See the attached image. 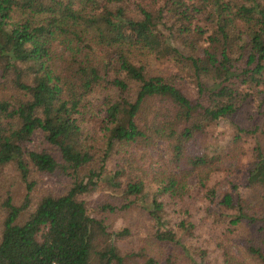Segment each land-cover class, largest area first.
I'll return each mask as SVG.
<instances>
[{"label":"trees","instance_id":"trees-1","mask_svg":"<svg viewBox=\"0 0 264 264\" xmlns=\"http://www.w3.org/2000/svg\"><path fill=\"white\" fill-rule=\"evenodd\" d=\"M131 7L126 9L123 0H0V166L13 161L27 189L19 205L8 196L0 201V264H129L114 241L128 230H111L109 220L134 200L152 219V241L173 244L192 264H201L193 262L168 226L162 203L154 196L142 199L143 176L125 153L136 144L166 141L180 175L154 176L153 193L182 194L186 174L205 164L202 157L187 154L184 144L210 122L230 118L247 98H264V0H165L159 10L139 2ZM96 46L110 52L100 53ZM160 58L191 77L194 99L173 76L152 69L150 61ZM107 86L113 92L101 100L105 146L92 167L82 132L86 103ZM256 129L236 127L233 141ZM36 130L56 148L58 159L22 146ZM109 154L124 156L107 173ZM252 155L246 184L262 191L264 208V142L253 145ZM30 168L60 172L72 182L64 194L42 196L18 222L29 201ZM100 181L119 196V205L103 202L97 206L99 215H93L85 197ZM197 183L204 186L201 174ZM221 202L235 210L230 224L258 221L248 213L247 201L238 198L232 204L224 193ZM259 221L264 223V211ZM177 227L188 229L183 220ZM247 247L264 264V245L263 251L252 243ZM141 264L157 261L147 256Z\"/></svg>","mask_w":264,"mask_h":264},{"label":"rangeland","instance_id":"rangeland-1","mask_svg":"<svg viewBox=\"0 0 264 264\" xmlns=\"http://www.w3.org/2000/svg\"><path fill=\"white\" fill-rule=\"evenodd\" d=\"M26 1V0H23ZM195 1V0H192ZM139 2L153 5L159 10L165 0H123L126 9H132L131 4ZM109 7H112L109 4ZM177 47L188 54L187 48L177 42ZM96 46L98 52L107 55L105 48ZM150 66L163 76H173L176 85L189 98L194 99L196 88L191 77L176 70V65L167 59L151 60ZM155 72V71H154ZM107 70L106 76L111 75ZM110 86V85H109ZM112 88L105 87L94 92L87 100L88 113L83 122L82 132L88 150L93 156L92 167L98 165V158L102 155L106 131L104 130L105 111L101 100L105 93L112 94ZM257 104L259 106H257ZM147 118L150 116L146 113ZM236 127L250 130L252 133H239L237 141H233ZM264 142V98L255 96L247 98L243 106L230 118H221L210 122L202 132L196 133L184 146L189 155L200 156L205 160L204 165L196 166L186 174V186L180 196L168 197L167 194L153 193L154 176L180 175L176 165L171 162V150L164 140H156L148 146L134 145L125 153V158L131 161V166L143 176L145 183L144 200L154 196L162 203L163 215L168 220V226L176 232V236L187 248L193 262L201 264H259L255 256L248 250L247 245L263 247L264 243H257L264 239V232L260 230L263 222L260 217L264 211L261 200L262 191L258 187H249L246 176L252 163V147L256 143ZM29 150H44L59 158L54 146L44 140L42 132L36 130L28 141L22 144ZM130 154V155H129ZM124 155L109 154L104 162L105 171L113 172L116 162L121 161ZM191 169L188 165L186 170ZM198 174L204 177V186L197 183ZM31 182L28 192V205L17 218L24 221L37 201L44 195L58 196L64 194L71 185V179L60 172L45 173L30 168L26 178ZM209 189L212 193H209ZM25 181L13 161L0 166V201L8 196L11 202L19 205L26 194ZM209 191V192H208ZM227 193L231 196L232 204L238 198L247 201L250 205L248 213L254 215L256 223L248 224L242 221L230 224L234 208L225 207L222 196ZM154 194V195H153ZM129 199H133L132 197ZM119 196H114L99 182L96 189L85 197L87 212L99 215V204L110 202L119 205ZM4 209L0 206V235ZM111 230L118 231L126 228L127 234L114 239L120 253L125 256L129 264H141L145 257L152 256L157 264H192L191 261L174 248L173 244H164L151 240L154 226L151 217L142 210L138 200L125 210L111 215ZM183 220L188 229H178L177 224ZM191 224V226L187 224ZM263 251V249H262ZM170 262L166 263V256ZM264 253V251H263ZM166 261V262H165Z\"/></svg>","mask_w":264,"mask_h":264}]
</instances>
